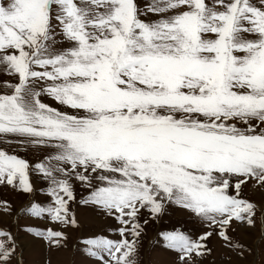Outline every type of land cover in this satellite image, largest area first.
Here are the masks:
<instances>
[{"label":"snow or ice","instance_id":"obj_1","mask_svg":"<svg viewBox=\"0 0 264 264\" xmlns=\"http://www.w3.org/2000/svg\"><path fill=\"white\" fill-rule=\"evenodd\" d=\"M0 186V264H264V0H0Z\"/></svg>","mask_w":264,"mask_h":264},{"label":"rangeland","instance_id":"obj_2","mask_svg":"<svg viewBox=\"0 0 264 264\" xmlns=\"http://www.w3.org/2000/svg\"><path fill=\"white\" fill-rule=\"evenodd\" d=\"M51 102V101H50ZM19 155L24 156V153H18ZM26 158L33 160V154L28 153ZM32 181L34 185L39 186L42 182L38 180L35 174L32 175ZM79 190L77 189V195L79 198ZM257 198H259V194H257ZM27 199V194H23L17 192L11 187L0 186V200H7L12 203L13 206H20ZM79 216L83 224L87 227L92 228L93 230L98 229L102 226V221L98 219H94L89 210L79 209ZM17 223V218L14 216L4 215L0 212V226H8L15 228V224ZM34 223H40L39 221H34ZM180 224H184L186 227H191V223L189 218L185 212L180 210L176 206L169 207L168 211L162 216L159 221L153 222L149 228L147 229V237L151 240L159 231L171 230L174 226H179ZM70 239L74 238L77 233L70 232ZM23 242H27V245H22L19 251L24 253V258L27 262L30 261H38L41 257L40 252V241L33 240L31 236H28L24 239ZM212 246L215 251L213 253V257H209L208 261L205 264H211L214 259V264H235L237 257L234 253H231L225 249L220 247L219 241L215 238L212 241ZM69 249H61L58 252H54L51 254L52 264H67L69 259ZM169 254L160 250L153 254H151L150 259L155 262V264H168ZM242 264V262H241Z\"/></svg>","mask_w":264,"mask_h":264},{"label":"bare ground","instance_id":"obj_3","mask_svg":"<svg viewBox=\"0 0 264 264\" xmlns=\"http://www.w3.org/2000/svg\"><path fill=\"white\" fill-rule=\"evenodd\" d=\"M24 243V245H27V242H23Z\"/></svg>","mask_w":264,"mask_h":264}]
</instances>
